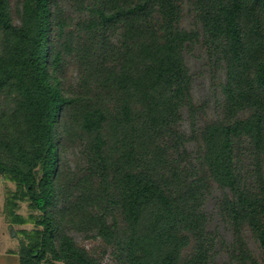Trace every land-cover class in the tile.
<instances>
[{
	"label": "trees",
	"instance_id": "1",
	"mask_svg": "<svg viewBox=\"0 0 264 264\" xmlns=\"http://www.w3.org/2000/svg\"><path fill=\"white\" fill-rule=\"evenodd\" d=\"M2 176L20 264H264V0H0Z\"/></svg>",
	"mask_w": 264,
	"mask_h": 264
},
{
	"label": "rangeland",
	"instance_id": "2",
	"mask_svg": "<svg viewBox=\"0 0 264 264\" xmlns=\"http://www.w3.org/2000/svg\"><path fill=\"white\" fill-rule=\"evenodd\" d=\"M194 64V63H193ZM204 80H198V83ZM199 90V86H196ZM7 103L8 100H6ZM9 105L5 104V108ZM41 218V213L30 207L29 200L22 196L20 188L15 180L2 176L0 178V264H20L21 243H37L36 239H31L30 235L34 231L42 229L37 224ZM78 241L81 245L91 248L96 239L80 236ZM53 262L48 257L41 264ZM103 264H119L109 254L102 259ZM54 264H63L54 262Z\"/></svg>",
	"mask_w": 264,
	"mask_h": 264
}]
</instances>
